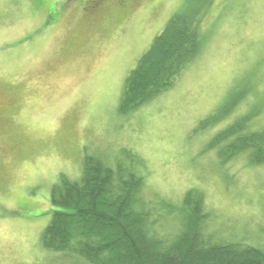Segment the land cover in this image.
I'll return each mask as SVG.
<instances>
[{
  "label": "rangeland",
  "instance_id": "1",
  "mask_svg": "<svg viewBox=\"0 0 264 264\" xmlns=\"http://www.w3.org/2000/svg\"><path fill=\"white\" fill-rule=\"evenodd\" d=\"M120 2L0 0V264L61 261L41 244L53 184L79 177L85 154L113 165L124 150L145 196L176 208L199 190L206 233L264 249V163L247 152L222 161L224 144L210 145L243 113L264 124V0ZM182 11L202 13L200 55L122 112L128 73ZM176 215L159 219L161 233L177 231Z\"/></svg>",
  "mask_w": 264,
  "mask_h": 264
},
{
  "label": "trees",
  "instance_id": "2",
  "mask_svg": "<svg viewBox=\"0 0 264 264\" xmlns=\"http://www.w3.org/2000/svg\"><path fill=\"white\" fill-rule=\"evenodd\" d=\"M201 14H175L154 37L125 79L122 112L172 87L200 55L205 42ZM253 116L243 113L214 135L210 145L224 144L218 151L222 161L247 152L256 164L264 163V124L252 128ZM122 155L112 165L85 154L79 177L61 174L53 184L41 244L60 254L62 260L54 264H264L263 248L216 240L205 232L201 191L188 189L176 208L161 199L154 202L144 195L145 179L136 169L140 161L129 151ZM174 211L177 231L161 233L159 219Z\"/></svg>",
  "mask_w": 264,
  "mask_h": 264
},
{
  "label": "flooded vegetation",
  "instance_id": "3",
  "mask_svg": "<svg viewBox=\"0 0 264 264\" xmlns=\"http://www.w3.org/2000/svg\"><path fill=\"white\" fill-rule=\"evenodd\" d=\"M91 4V8H94L96 6L100 7L104 5L105 3L107 4L109 0H88ZM121 0H118V4H121ZM131 0H126V3H129Z\"/></svg>",
  "mask_w": 264,
  "mask_h": 264
}]
</instances>
